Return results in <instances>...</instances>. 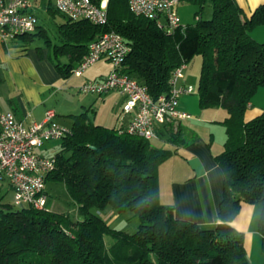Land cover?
Here are the masks:
<instances>
[{
    "label": "trees",
    "instance_id": "trees-1",
    "mask_svg": "<svg viewBox=\"0 0 264 264\" xmlns=\"http://www.w3.org/2000/svg\"><path fill=\"white\" fill-rule=\"evenodd\" d=\"M194 1L202 7L206 0ZM210 1L209 20L198 13L195 24L169 33L156 20L131 13L127 0H109L102 26L61 14L65 21L59 26L61 44L55 45V54L69 61L51 60L67 78L86 55L88 44L114 31L130 47L122 71L156 99L168 92L177 67L198 54L202 57L199 108L219 106L227 112L221 122L223 149L214 156L224 177L214 228L202 229L177 218L172 206L159 202L158 167L174 151L95 124L85 110L70 115L71 133L59 141L52 155L55 168L45 177L64 184L81 219L47 209L0 205V264H251L243 234L231 225L242 203L262 207L258 232L264 256V107L258 116L244 119L251 99L264 88V42L250 36L264 24V1L250 16L236 0ZM36 29V34L17 37L32 40L41 33L38 24ZM165 129L169 142L178 140L171 124ZM161 134L159 129L158 137ZM107 206L117 213L131 211L139 221L136 231L113 229L91 211ZM106 236L113 240L109 248Z\"/></svg>",
    "mask_w": 264,
    "mask_h": 264
},
{
    "label": "built area",
    "instance_id": "built-area-1",
    "mask_svg": "<svg viewBox=\"0 0 264 264\" xmlns=\"http://www.w3.org/2000/svg\"><path fill=\"white\" fill-rule=\"evenodd\" d=\"M36 0H0V38L2 41L36 30ZM181 0H127L128 9L135 16L156 20L158 27L168 33L183 30L177 6ZM109 0H52L53 8L70 20H87L98 26L107 23ZM130 51L123 38L114 31L106 32L88 44L87 53L72 69L71 74L82 75L98 60L104 58L112 68L103 78L89 80L81 91L105 95L116 91L123 97L121 114L132 118L125 127L117 126L119 133L157 139L158 130L192 116L179 109L183 95H190L194 88L181 84L186 64H181L169 80L167 93L153 99L145 86L122 71V64ZM54 110H47L40 122L26 124L13 112L0 113V184L6 182L13 192L14 206L45 209L47 194L45 177L54 170L55 158L41 152L42 146L60 141L71 129L55 122Z\"/></svg>",
    "mask_w": 264,
    "mask_h": 264
},
{
    "label": "crops",
    "instance_id": "crops-1",
    "mask_svg": "<svg viewBox=\"0 0 264 264\" xmlns=\"http://www.w3.org/2000/svg\"><path fill=\"white\" fill-rule=\"evenodd\" d=\"M263 1L236 0L246 16H250L251 12ZM38 7L36 0L34 11ZM4 45L10 51L6 41L0 42V65L11 64V69L1 68L0 66V113L13 112L17 118L23 120L26 124H31L40 122L47 110H54L56 113L55 122L62 123L57 118L58 103L55 108L49 106V100L55 94L52 90L54 88H56L54 90H57V87L61 85L60 73L54 66L51 57H37L34 53H31L29 57H9V55L4 54ZM61 58H66L67 62L69 61V57H60L59 62ZM77 64H74V66ZM24 69H27L30 74H27ZM86 70L80 76H83ZM186 70L187 67L184 71ZM105 76L100 72L93 80ZM180 83L186 84V74L185 76L183 74ZM2 85L6 86L5 91L2 89ZM187 85L191 84L187 83ZM260 89L257 92H262V97L257 101L251 99L244 115L245 121L258 116L262 112L264 91ZM110 94L117 96L119 99V108L116 114L119 121L123 97L116 91H110L104 95V99L107 100ZM179 109L189 113L192 116L190 120L193 121L187 123L184 127L180 121L174 123L171 132L177 134L178 140L172 144L165 141L169 133L161 127L163 130L162 135L165 132L167 134L162 136V140L161 136L157 137V140H160L163 149L172 150L174 153L158 167L159 202L163 205L172 206L174 215L177 218L193 221L202 229H212L217 223V212L223 195L224 179L214 156L222 151L223 144L219 142L215 146L214 134L209 137L199 131L201 126L199 124H203V121L197 118L202 114L198 105V96L193 97V93L183 95L179 101ZM60 111L67 113V110ZM71 113L68 115H73ZM126 116H123L124 119L122 118V121L114 127L120 125L125 127L132 118L131 115ZM44 150L45 152H41L47 155L46 148ZM3 191L6 192L5 195ZM8 192L13 195L12 189L6 182L0 184V198L5 197ZM5 204L9 203L0 201V205ZM261 211L262 207L258 203H242L238 214L231 222L233 228L243 234V246L251 264H262L264 260L261 252V235L258 232Z\"/></svg>",
    "mask_w": 264,
    "mask_h": 264
},
{
    "label": "rangeland",
    "instance_id": "rangeland-1",
    "mask_svg": "<svg viewBox=\"0 0 264 264\" xmlns=\"http://www.w3.org/2000/svg\"><path fill=\"white\" fill-rule=\"evenodd\" d=\"M37 3L39 7L36 9L35 14L38 18V25L40 27L39 31H41V33L37 36H33L32 40H25L24 38L17 37L6 41L7 46L10 47V51H8L7 47L4 45V54L9 55V57H29L31 53H34L37 57L48 56L53 59L54 57H67L62 54H55V45L61 44L59 41V26L65 21V18L61 14L55 12L52 0H37ZM48 7L50 9H48ZM212 12L213 9L210 0H206L202 4V7L200 3L195 2L194 0H181L177 6V13L182 25L195 24L198 13H200L203 20H209L212 16ZM36 31L38 33V29H36L31 34H36ZM250 36L258 42H264V24L254 28L250 32ZM0 42H2L1 38ZM60 60V63L67 64L66 58H61ZM201 61L202 57L199 54L194 56L186 64L187 70L183 73L184 76L186 74V84H191L194 88L193 97L198 96ZM16 63L17 61L15 64ZM0 66L1 68L11 69V64H1ZM111 68L112 65L102 58L96 64L89 67L83 76L71 74L67 78H64L62 74H59L61 77V85L60 87H57V90H54L56 88L52 90L55 94L49 100L50 107L55 108L58 103V109H56V111L58 110L57 118L62 122L59 123L57 121L59 124L71 128L73 121L68 114L72 112L71 114L78 115L85 110L88 111L90 120L101 126L112 128L122 121H118L116 117L119 108V99L117 96H112V94H110L109 98L106 100L104 99V95L99 96L86 93L79 89L84 82L93 80L95 76L100 74V72L107 76ZM24 71L27 74H30L27 69H24ZM1 87L5 91L6 86L2 85ZM260 90L264 91V88H261ZM261 97L262 92H256L253 96V101H257ZM59 108H61L60 110H67V113L61 112ZM200 110L202 111V114L197 118L203 121V124H199V126L201 125L199 128L201 134H207L209 137L211 134H214L215 146L216 143L219 144V142L224 144L225 129L221 122L227 117L226 110L219 106L207 107ZM192 121L193 120L187 119L180 122H182V126L184 127L187 123H192ZM173 127L174 123L171 124V129ZM166 134L167 133L165 132L164 135ZM164 135H160L161 140ZM168 135L167 138H169ZM149 142L154 147L162 148L160 140L152 139ZM168 144L172 143L168 141ZM42 148L41 151L45 152L44 149L46 148L47 155L51 156L59 150V141L47 142ZM44 190L47 194L45 209L68 214L73 220L81 219V216L78 214L75 205L69 198L63 183L47 179L44 183ZM5 193L6 192L3 191L4 195ZM1 200L2 202L10 204L13 200V195L8 192L5 197L0 198V201ZM11 205L17 209L22 207L14 206L13 203H11ZM91 211L94 215L104 220L111 228L125 233L131 234L135 232L139 224L138 218L129 210L117 213L111 207L107 206L104 209L93 208ZM104 240L106 247L108 248L113 244V240L109 236H106Z\"/></svg>",
    "mask_w": 264,
    "mask_h": 264
}]
</instances>
